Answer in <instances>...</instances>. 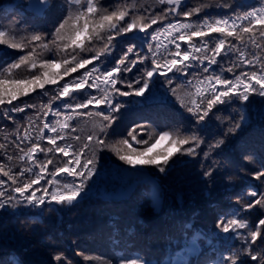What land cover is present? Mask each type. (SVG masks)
<instances>
[{
	"label": "trees",
	"instance_id": "1",
	"mask_svg": "<svg viewBox=\"0 0 264 264\" xmlns=\"http://www.w3.org/2000/svg\"><path fill=\"white\" fill-rule=\"evenodd\" d=\"M70 2L49 0L52 6L45 11L40 8L38 0H0V24L11 30L17 42L27 43L33 35L39 34L44 38L42 42L51 47L55 28L75 8L66 7ZM100 3L109 11L117 6H129L130 15L125 17L126 22H131L133 16L166 18L152 25L147 30L148 34L134 30L115 36L107 57L102 56L100 61L78 69L56 85H45L44 89L37 88L29 95L19 97L11 105L0 106V143L6 146L0 149V165L5 166V171L11 168V174H18L23 168L31 166L32 162L27 158L18 159L21 152L16 144L25 150L31 146L28 140L21 143L24 130L30 122L32 128L28 130L35 141L39 134L37 126L42 127L44 122L54 121L52 113L44 117L46 105L51 103L53 110L60 107L64 112L67 111L65 103L81 102L79 93L61 100L54 99L59 86L64 82L82 75L94 66H99L101 71L105 67L111 70L127 48L135 45L129 59H136L137 54L147 58L138 61L132 72L118 76L116 85L123 91H131L127 84L133 83V87H136L134 81L153 66L152 52L148 46L151 44L155 48L157 41L151 39L150 33L157 28L162 29L168 23L177 21L197 23L204 18L236 16L251 7L261 6V0H185L180 9L169 13L167 9L170 6L161 4L160 0H100ZM195 7H202L203 10L192 17L183 16V11ZM124 23L121 22L122 25ZM159 41L167 45L169 52L175 51V46L165 36L161 35ZM257 43H261L264 48L260 40ZM33 46L29 44L27 48L12 49L0 44V72L18 61L19 57L27 55ZM90 46L99 50L102 44L95 41ZM181 47L184 50L186 45L181 42ZM248 49L264 55V52L251 45H248ZM160 51L163 56H167L163 47ZM40 52L41 49L37 48V53ZM93 54L81 53L86 59ZM40 58L59 62L61 55L55 51H44ZM217 59L218 64L212 65L207 73L203 71L208 66L207 61L203 65L192 63L186 73H168L173 81L171 85L165 76L155 74L144 97L114 94V101L119 102L121 108L119 112L112 113L115 120L107 129V134L99 131L102 123L99 117H78L71 121L72 128L66 131L65 140L58 141V144L72 143L75 149L87 142V136L98 135L106 145L100 147L95 141L92 142L96 161L94 174L87 180L84 192L72 205H60L46 197L45 204L33 207L24 202L13 188L24 180L34 178L35 172L27 173L17 184L0 173V180L7 181L0 185V191L6 193L0 200L7 196L20 200V203L12 201L0 208V264H66L64 258L71 264H101L102 261L117 264L118 259L123 264L130 260H143L144 264H222L224 258L237 253L241 255L243 264H256L244 251L247 241L241 237L247 236V230L239 229L238 234L224 233L218 221L222 218L225 221L232 218L246 219L250 225L255 226L259 219L264 218V208L261 206L252 209L245 207L264 191V178L259 181L254 178V173L264 166V97L253 94L249 101L216 105L203 122L197 121L184 106H190V94L195 93L193 85L197 80H203L205 76L214 73L221 74V70L227 79H234L241 72L256 70L252 66L239 64L233 72H228L227 69L236 62L235 54ZM63 70L62 65L49 71L62 73ZM42 71L39 67L30 69L22 65L13 71L12 78L28 79L32 75H40ZM121 80L124 82L121 83ZM173 88L184 98V105L172 94ZM81 91L86 95L100 94L95 89L85 88ZM196 99L199 101L200 98ZM24 105L28 107L23 112L9 111L14 106ZM89 110L108 114L106 105L95 109L90 106L84 111ZM5 111H8L7 116L3 115ZM238 114L247 116V121L242 123L240 130L225 138L224 132L233 119H238ZM136 125L143 126L142 130L137 129L138 140H148L153 134L167 131L180 137L198 135L204 143L196 148L197 154L194 156L183 153L173 155L164 172H159L155 165H129L120 160L112 146L127 139V132ZM45 135L52 133L45 130ZM77 136L81 138L79 141L75 140ZM221 138L225 139V143L205 157L204 153L209 151L208 145ZM129 142L133 143L131 140ZM152 142L149 141L148 146ZM40 143L44 147L50 146L46 140ZM170 145V140L164 141L148 155H154ZM190 146L193 145L183 147ZM133 147L142 151L144 146L133 143ZM92 154V151L86 149L81 162L91 158ZM246 156L252 157V160H245ZM37 159H52L54 163L48 166L45 180L33 185L25 196L36 189H39L36 191L37 196L45 195V188L49 193L53 192L57 185L46 181H51V173L56 167L63 166L71 156L38 153ZM213 161L216 163L213 164ZM38 170L39 166H36L35 171ZM207 171H211L210 176L204 175ZM56 179L63 189L66 184L79 183L81 178L62 173ZM253 190L257 192V197L247 194ZM234 213L239 215L234 216ZM261 233L264 236V227ZM60 253H63L64 258L57 261L55 257ZM84 257L92 259L86 260Z\"/></svg>",
	"mask_w": 264,
	"mask_h": 264
},
{
	"label": "snow or ice",
	"instance_id": "2",
	"mask_svg": "<svg viewBox=\"0 0 264 264\" xmlns=\"http://www.w3.org/2000/svg\"><path fill=\"white\" fill-rule=\"evenodd\" d=\"M39 6L43 10H48L52 5L49 0H38ZM161 4H168L170 7L167 9L169 13L176 12L180 9L182 0H160ZM75 6L74 10L69 11L66 16L62 18V22L58 24L53 33L51 40V47L48 43H43V37L39 34L33 35L31 40L27 43L16 41V36L11 34L10 29H6L5 25L0 24V44H5L12 49H22L29 47L33 44L31 50L27 55L19 57L18 61L10 64L3 72H0V106L9 104L17 100L21 96H27L30 92H34L37 88L44 89L45 85H56L59 81H63L65 77H69L72 73H76L78 69H84L87 65H92L94 61H100L101 57H107L111 52L112 42L115 36H120L122 33H130L134 30L144 32L157 24L158 20L166 17L145 18L143 16L131 17V22H126L125 17L130 15V8L127 5L117 6L114 10L109 11L101 5L100 0H71L66 5L68 8ZM202 7H195L191 10L182 12L184 17H192L200 13ZM10 20L12 18H9ZM121 22H125L123 25ZM259 26V27H257ZM219 34L213 36L212 34ZM165 36L169 42L175 46L174 52H169L167 45L159 41V37ZM151 39L157 41L155 48L149 44V50L152 52L151 64L153 65L150 70H145L140 78L133 83H128L127 87L131 91H123L117 87L118 79L122 73L132 72L133 68L137 66L138 61H142L147 57L136 55V59H129V54L133 53L135 45L128 47L123 56L113 65L111 70L107 67L103 71L99 66H94L89 70L83 72L82 75L76 76L74 79L68 80L59 86L57 95L54 97L56 100H61L65 97H72L74 93H79L81 102L65 103L64 108L67 111L62 112L60 107L53 110L51 103L45 106L44 117L52 113L55 117L54 121L44 122L43 126H37L39 134L35 141L28 128H32L31 122L28 128L24 130L21 143L28 140L31 144L30 147L21 148L20 144L16 147L20 150L21 155L18 157L20 160L27 158L32 164L29 167L23 168L18 174H11V168L5 171V166L0 165V173L8 177V180L13 181L14 184L20 182V178L24 177L27 173L35 172L34 178L24 180L18 183V186L13 188V191L19 193L23 201L33 207L45 204L46 197H50V201H55L57 204L72 205L77 198L81 196L86 187V182L94 174L95 170V152L93 150L92 142L100 147H105L103 140L98 135L87 136V142H84L74 149L72 143L58 144V141L65 140L66 131L72 128L71 121L78 117H99L102 123L99 131L107 134V129L113 124L115 117L112 113L119 112L121 105L119 102L114 101V94L119 96H137L144 97L145 93L149 90L152 84V77L155 74L163 75L167 78V83L172 84V78L168 77V73L182 72L192 66V63L203 65L205 61L208 66L203 68L207 73L212 65L218 64V57L224 58L230 54H235V61L232 67L227 69L228 72H233L235 67L239 64L252 66L254 69L250 72H241L235 76L234 79H227L221 74H212L205 76L203 80H197L195 85V93L190 100V106L184 105V98L178 95L177 89H171L172 94L177 96L180 103L187 108V111L192 114L197 121H205L212 112L216 105L230 104L233 101H249L250 96L257 94L264 97V55L259 52H250L248 45L253 48L264 52L260 40L264 43V0H261L260 7H251L250 10L244 11L236 16H224L222 18H204L197 23H186L177 21L176 23H168L164 28H157L150 33ZM8 37V38H5ZM231 38V39H229ZM99 41L102 47L99 50L94 49L90 45L93 42ZM34 42H40L35 43ZM181 42L186 45L182 50ZM167 56L161 54V48ZM37 48L41 49L37 53ZM44 51H55L61 55L59 62L55 59H41ZM93 52L90 58H84L81 53ZM30 69H42L40 75H32L28 79H14L13 71L20 69L21 66ZM64 66L62 73L50 72V69L60 68ZM141 80L143 81L141 83ZM123 83L124 81H120ZM191 83V82H189ZM95 89L100 94L90 95L84 94L81 90ZM167 89H165V92ZM196 97H199L197 101ZM100 105H106L108 114L105 115L104 111H84L92 106L93 109L98 108ZM28 105L24 107H12L11 112H23ZM3 115L7 116L8 111ZM11 118V117H9ZM62 118V119H61ZM247 116L238 114V119H233L229 127L224 132L223 136H228L236 133L241 129L242 123L246 122ZM143 126L136 125L127 132V139L118 142V145H113V151L119 156L120 160L129 165H155L159 172H164L165 166L168 165L170 158L176 153H183L187 155H196V148L204 141L198 135H191L187 137L174 136L172 133L164 131L158 134L149 136L148 140L137 139V129L142 130ZM35 131V129H33ZM45 130L52 133V135H45ZM73 131L75 129H72ZM79 136L75 140L79 141ZM46 140L47 147L41 145L40 141ZM132 141L137 146L143 145V150L138 151L137 147H133ZM171 141L168 148L157 151L154 155L149 156L164 141ZM149 141H153L150 146ZM225 143V139L221 138L214 144L208 145V152L204 153L208 157L210 152L219 148L221 144ZM193 145L190 147H183L184 145ZM5 144L0 143V149H4ZM92 151V157L81 162V156L85 150ZM38 153H59L65 157L71 156L63 166L56 167L55 171L51 173L52 180L46 181L57 185L55 190L51 193L48 189H44L45 195L37 196L36 191L31 192L29 195H24L33 185H37L41 180H45L48 166L53 164L52 159H45L40 161L37 159ZM245 160H252V157L246 156ZM12 159V157H9ZM216 162L213 161V164ZM36 166H39L38 172L35 171ZM77 168L80 170L78 171ZM67 174L71 177H80L79 183L73 182L64 185L63 189L59 187L60 181L56 179L59 174ZM205 176H210L211 171L204 173ZM256 180L264 178V166L261 170L254 173ZM7 181L0 180V185L6 184ZM251 197H257L256 191L247 193ZM5 191H0V197H5ZM239 199V197H238ZM15 201L20 203L16 197L7 196L6 199L0 200V208H4L7 203ZM257 205L264 208V191L259 194V198L254 199L245 207L252 209ZM15 207V204H13ZM234 216L239 213H234ZM224 233L238 234L237 230L246 229L247 236L241 238L247 241V246L244 251L250 256L252 261L256 264H264V236H262L261 228L264 227V218L259 219L255 226L250 225L246 219L232 218L225 221L223 218L218 221ZM261 243H257V241ZM255 246V247H254ZM255 252V254H253ZM82 255V254H81ZM63 253L58 254L55 259L60 261ZM86 260L92 259L91 257H84ZM66 264H71L64 258ZM243 264V259L239 253L230 255L224 258L222 264ZM101 264H110V262L102 261ZM117 264H123L122 260H117ZM127 264H144L143 260H130Z\"/></svg>",
	"mask_w": 264,
	"mask_h": 264
},
{
	"label": "rangeland",
	"instance_id": "3",
	"mask_svg": "<svg viewBox=\"0 0 264 264\" xmlns=\"http://www.w3.org/2000/svg\"><path fill=\"white\" fill-rule=\"evenodd\" d=\"M185 0H182V3L184 2ZM182 5V4H181Z\"/></svg>",
	"mask_w": 264,
	"mask_h": 264
}]
</instances>
